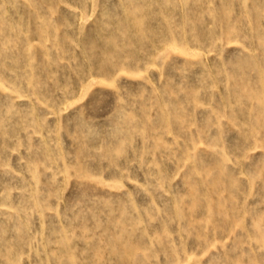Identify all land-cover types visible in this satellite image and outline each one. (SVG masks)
Wrapping results in <instances>:
<instances>
[{
	"label": "rangeland",
	"instance_id": "obj_1",
	"mask_svg": "<svg viewBox=\"0 0 264 264\" xmlns=\"http://www.w3.org/2000/svg\"><path fill=\"white\" fill-rule=\"evenodd\" d=\"M0 264H264V0H0Z\"/></svg>",
	"mask_w": 264,
	"mask_h": 264
}]
</instances>
